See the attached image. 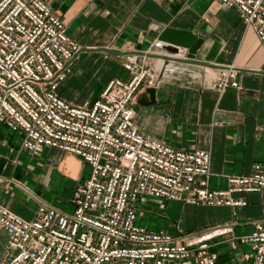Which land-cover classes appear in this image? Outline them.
<instances>
[{
  "label": "built area",
  "instance_id": "obj_1",
  "mask_svg": "<svg viewBox=\"0 0 264 264\" xmlns=\"http://www.w3.org/2000/svg\"><path fill=\"white\" fill-rule=\"evenodd\" d=\"M237 6L254 25L264 47V0H218ZM82 50L48 0H0V121L21 134L29 151L57 147L91 167L76 184L66 211L45 201L25 218L0 202V226L7 235L1 264H217L212 238L228 225L201 234L178 235L138 223L146 197L202 205L245 206L236 193L261 195L264 158L252 170L226 174V187H213L212 156L206 149L177 147L141 132L135 103L162 71L142 56L127 54L128 77H114L100 95L72 102L59 92ZM214 86H240L236 69L221 68ZM241 237L252 264H264V213Z\"/></svg>",
  "mask_w": 264,
  "mask_h": 264
},
{
  "label": "crops",
  "instance_id": "obj_2",
  "mask_svg": "<svg viewBox=\"0 0 264 264\" xmlns=\"http://www.w3.org/2000/svg\"><path fill=\"white\" fill-rule=\"evenodd\" d=\"M66 23L82 50L59 92L72 101L97 98L114 77H128L123 55L107 50H144L172 54L160 40L166 28L192 33L201 40L196 58L215 67L170 61L164 64L156 87V102L135 103V124L148 135L177 147L206 149L212 156L213 187H226V174L252 170L264 158V47L254 25L246 24L237 6L218 0H48ZM177 56L187 57L180 48ZM151 67L164 61L142 56ZM233 67L240 86L222 92L214 84L221 68ZM21 134L0 121V202L25 218L36 214L45 201L66 211L75 186L91 173L80 156L57 147L29 151L21 146ZM243 195L248 204L202 205L171 203L148 197L155 207L152 224L178 235L201 234L228 225L230 231L211 239L210 251L217 264H252L250 244L241 237L263 216L261 195ZM215 207L221 213L214 221L198 225L196 209ZM193 217V223L190 218ZM156 218V219H155ZM160 220H159V219ZM7 235L0 226V264L6 257Z\"/></svg>",
  "mask_w": 264,
  "mask_h": 264
},
{
  "label": "water",
  "instance_id": "obj_3",
  "mask_svg": "<svg viewBox=\"0 0 264 264\" xmlns=\"http://www.w3.org/2000/svg\"><path fill=\"white\" fill-rule=\"evenodd\" d=\"M160 40L168 41L173 46H166L172 54L161 53H149L144 50H124L114 51L107 50L110 53L126 56L127 54H137L140 56L156 57L164 61V64H168L170 61L176 62H188L192 64H199L203 66L215 67L216 65L209 62H204L196 58V51L199 43L201 42L196 36L188 31L176 30L173 28H166L159 34ZM180 48L187 50V57L177 56L180 52ZM156 87L148 86L145 93L139 99L141 105H150L156 102Z\"/></svg>",
  "mask_w": 264,
  "mask_h": 264
},
{
  "label": "rangeland",
  "instance_id": "obj_4",
  "mask_svg": "<svg viewBox=\"0 0 264 264\" xmlns=\"http://www.w3.org/2000/svg\"><path fill=\"white\" fill-rule=\"evenodd\" d=\"M171 203H178V202L177 201H171ZM138 205L140 206L141 211L144 212V216H145V217L141 218V220H139L138 223H141L143 225H147V226L152 227V228H159L160 226H156L155 224H152V222L154 221V218L152 217V213L150 211H148V209L154 208L155 204L148 197H146L142 201H139ZM220 215H221L220 211L218 209H215V207L200 206L196 209V216H197L198 225L211 223L212 221L217 219V217ZM189 220H190V223L192 224L193 223V217H191Z\"/></svg>",
  "mask_w": 264,
  "mask_h": 264
}]
</instances>
